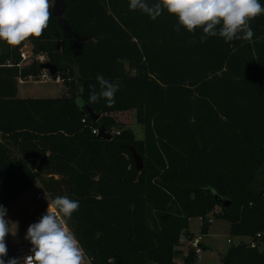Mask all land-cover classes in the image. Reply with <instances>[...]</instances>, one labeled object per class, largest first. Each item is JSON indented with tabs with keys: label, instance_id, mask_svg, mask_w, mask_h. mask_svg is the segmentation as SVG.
Masks as SVG:
<instances>
[{
	"label": "trees",
	"instance_id": "trees-1",
	"mask_svg": "<svg viewBox=\"0 0 264 264\" xmlns=\"http://www.w3.org/2000/svg\"><path fill=\"white\" fill-rule=\"evenodd\" d=\"M64 3L69 39L51 15L40 37L0 42V204L36 184L50 203L78 200L68 226L89 264H198L181 239L193 240L192 218L206 235L212 217L249 240L231 246L223 264H264V15L250 22V41L225 43L202 41L166 12L150 20L128 0ZM25 42L56 67L52 79L67 95L18 97V82L42 73L38 59L22 66ZM98 74L120 87L114 104L87 105L99 116L92 121L76 99L80 86L88 99ZM128 112L142 140L115 118ZM100 128L113 139L92 134Z\"/></svg>",
	"mask_w": 264,
	"mask_h": 264
},
{
	"label": "clouds",
	"instance_id": "clouds-1",
	"mask_svg": "<svg viewBox=\"0 0 264 264\" xmlns=\"http://www.w3.org/2000/svg\"><path fill=\"white\" fill-rule=\"evenodd\" d=\"M55 0H0V42L14 47L29 38H38L48 27L50 9ZM130 11H139L155 21L165 12L174 16L178 28L188 33L201 32V40L220 37L225 43L233 40L250 41L254 32L250 22L264 15L261 0H128ZM178 30V29H177ZM88 99L83 97L84 87L78 89L76 105H85L103 100L115 103L119 83L96 76V84L89 85ZM80 202L69 196H57L40 219L29 225L25 240L30 245V255L5 260L7 245L5 237L15 234L10 231L7 209L0 204V264H85L86 254L69 228L68 221L78 210Z\"/></svg>",
	"mask_w": 264,
	"mask_h": 264
},
{
	"label": "rangeland",
	"instance_id": "rangeland-1",
	"mask_svg": "<svg viewBox=\"0 0 264 264\" xmlns=\"http://www.w3.org/2000/svg\"><path fill=\"white\" fill-rule=\"evenodd\" d=\"M22 66L29 65L33 60L38 59L41 63H45V57L35 58L32 55L31 46L28 44L21 49ZM66 90V91H65ZM19 98H33V99H45V98H60L64 97L67 93V89L64 87V83L60 80L57 84L53 81H41L39 78H31L24 80L22 83L18 82ZM125 121L129 124L127 129L131 130L137 140H142L144 132L141 126L135 122V115L129 114L125 117ZM262 191L258 192L260 195ZM40 195L41 199L37 200L36 196ZM48 203H50L48 197L42 191L41 187L36 184L28 192L23 194L19 199L15 200L7 209V219L10 221V231H15V234H8L5 237L7 245L8 258L14 257V252L22 247L30 252L31 245L25 240L26 230L29 225L37 222L40 217L45 214ZM217 212L218 208L215 209ZM201 219L192 218L189 220L188 233L192 235V239L196 240L200 238V252L198 255V264H223L219 259V255L226 256L227 251L233 245H238L241 242L248 243L247 238H234L230 235V224L225 220H216L211 218V224L209 226L206 235L201 234ZM228 241H230L228 243ZM181 248L184 255H186L188 249L191 248L190 242L186 239H181ZM261 249V248H259ZM31 253V252H30ZM85 264H89L85 259ZM175 264H182L181 260L175 261Z\"/></svg>",
	"mask_w": 264,
	"mask_h": 264
},
{
	"label": "water",
	"instance_id": "water-1",
	"mask_svg": "<svg viewBox=\"0 0 264 264\" xmlns=\"http://www.w3.org/2000/svg\"><path fill=\"white\" fill-rule=\"evenodd\" d=\"M65 11H66V6L64 3V0H55L54 4L52 6V9H51V15H52V17L56 18V20H57L56 21L57 26L60 29L62 39H69L70 33H69V30L67 27L66 20L64 19ZM40 69L42 71L43 70L47 71L51 76H54L57 74L56 67L50 63H41ZM81 110L84 111L88 115L90 120H92V121H98L99 120V116L89 106L85 105L84 108ZM97 136L103 140H106V141H111L113 139V136L111 134L106 133L104 128H100L98 130ZM130 152L132 155L133 162L135 164V169L138 173H140L143 169V160L141 159V157L137 154V152L135 150H131ZM218 203L225 208L230 205V202L225 201V200L224 201L220 200V201H218ZM219 259H220L221 263H223L225 257L219 255Z\"/></svg>",
	"mask_w": 264,
	"mask_h": 264
},
{
	"label": "built area",
	"instance_id": "built-area-1",
	"mask_svg": "<svg viewBox=\"0 0 264 264\" xmlns=\"http://www.w3.org/2000/svg\"><path fill=\"white\" fill-rule=\"evenodd\" d=\"M36 78H39L41 81L49 80V81H53V82H55V83H57V84L60 83V79H59V78H57L56 80H53V79H52V76H51L47 71H44V70H43L42 73H40V75L37 76ZM30 80H31V78H30ZM19 82H22V81H19ZM83 122H84V121H83ZM92 134H94V135H98V130L93 131ZM115 134L118 135L119 133L116 132ZM36 199H37V200L41 199V196H40V195H37V196H36ZM229 242H230V241H228V243H229ZM190 245H191V248L195 251V253H196L197 255H199V252H200V245H201V243H200V238H198V239H196V240H192V241L190 242ZM251 248H255V245H254V244H251ZM30 254H31V253H30L29 251H27L26 249L20 247V248H18V249L14 252V257H13V258H20L21 261H22L23 258H24L25 256L30 255Z\"/></svg>",
	"mask_w": 264,
	"mask_h": 264
},
{
	"label": "crops",
	"instance_id": "crops-1",
	"mask_svg": "<svg viewBox=\"0 0 264 264\" xmlns=\"http://www.w3.org/2000/svg\"><path fill=\"white\" fill-rule=\"evenodd\" d=\"M28 44L30 46V44L28 42H25V45ZM23 82V81H22ZM22 82H19V83H22ZM66 91V90H65ZM65 95H67V93H65ZM18 96H19V91H18ZM27 99V98H25ZM129 114H134V112H128V113H120V114H117L115 115V118L117 120V122H119L120 124H122L125 128H127V125L129 124L128 122L125 121V117H127ZM143 129V128H142ZM21 197V196H20ZM19 197V198H20ZM18 198V199H19ZM17 200V199H16ZM51 203H49L50 205ZM182 250V248H181Z\"/></svg>",
	"mask_w": 264,
	"mask_h": 264
}]
</instances>
